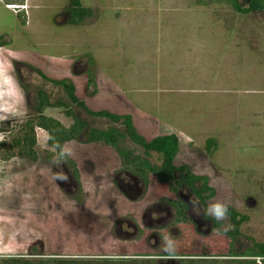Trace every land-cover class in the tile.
<instances>
[{
  "label": "rangeland",
  "instance_id": "rangeland-1",
  "mask_svg": "<svg viewBox=\"0 0 264 264\" xmlns=\"http://www.w3.org/2000/svg\"><path fill=\"white\" fill-rule=\"evenodd\" d=\"M249 1L236 0L243 9ZM80 2L90 15L69 25L67 0H0L4 151L35 115L39 91L51 104H68L63 89L51 82L67 81L91 112L129 116L146 142L174 135V166L205 178L213 195L201 205L186 188L178 191L195 228L174 224L166 213L155 226L141 224L144 207L172 196L149 174L146 192L135 180L137 168L123 165L137 160L159 167L160 156L133 144L122 121L72 107L87 123L78 141L62 149L77 181L65 162L47 160L54 150L43 131L35 134L36 161H0V258L187 264V257L199 260L195 264H262L243 254L264 244V10L239 14L228 3L202 6L195 0ZM44 116L65 128L72 123L63 109L46 108ZM91 130L113 139L115 147L86 142ZM210 139L215 145L206 149ZM114 183L141 187L135 203ZM217 203L246 217L235 239L228 235L229 218L217 220L207 211ZM129 215L135 226H114Z\"/></svg>",
  "mask_w": 264,
  "mask_h": 264
},
{
  "label": "trees",
  "instance_id": "trees-1",
  "mask_svg": "<svg viewBox=\"0 0 264 264\" xmlns=\"http://www.w3.org/2000/svg\"><path fill=\"white\" fill-rule=\"evenodd\" d=\"M68 8L66 13L71 17L69 25H79L88 18L90 11L82 7L80 0H67ZM197 4L207 6L212 3H228L231 8L239 14H250L255 12H262L264 10V0H250L246 7L243 9L236 0H195ZM10 4H7V6ZM22 6V5H20ZM7 8H16L15 6H8ZM23 25L24 22H21ZM42 76V75H40ZM42 78H44L42 76ZM45 79V78H44ZM56 86H59L65 92L68 104L64 102L50 103L47 96L38 92L36 96V104L34 109L35 115L27 119L19 127V136L11 140L7 145L6 151L4 143L0 142V161H8L12 158H19L22 160L36 161V132L43 131L47 135V145L54 150V153L48 155L47 160L50 161L52 156H55L59 161L65 162L72 170L73 178L77 181L78 176L75 171V167L71 161H69L62 152L63 146L69 142L78 141L79 136L87 129V123L75 116L72 111V107L81 109L89 117L105 119L111 123H117L122 121L125 126V133L129 140L140 147L145 154L155 153L161 158V164L159 167H149L144 162L132 161L126 162L123 166H135L137 168V176L143 183H146V175L151 173L155 176L156 180L165 183L170 189L176 193L180 188H186L195 198H197L201 204H204L208 198H211L213 192L207 187L205 178L197 177L193 175L189 169L185 166L176 168L173 161L178 152V140L174 135H168L163 137H156L150 142H146L141 136H139L132 126L131 118L129 116H116L106 111L93 113L86 108L82 101H79L75 97L74 87L67 81H51ZM58 108L64 110V116L71 120V125L68 128L62 126L58 121L44 116V110L46 108ZM88 143L102 142L107 146L113 147L114 140L108 139L103 136L102 132L91 130L89 133ZM213 139L206 142V149L214 146ZM115 147V146H114ZM17 150L14 153V150ZM199 184V188L196 185ZM179 205H176V207ZM178 208V214L183 215L182 209ZM185 210V208H183ZM225 217H228L232 224V231L228 233L231 239H235L239 234V227L246 221V217L239 216L236 212L228 210L225 213ZM257 250H249L243 254L245 258H259L262 264H264V244L255 245ZM29 256V255H28ZM126 260V259H125ZM143 262V263H142ZM141 264H148L146 260H142ZM135 264L134 261H120V259H66L59 257H46L37 258L31 260L24 257H9L0 258V264ZM250 264V263H248Z\"/></svg>",
  "mask_w": 264,
  "mask_h": 264
},
{
  "label": "flooded vegetation",
  "instance_id": "flooded-vegetation-1",
  "mask_svg": "<svg viewBox=\"0 0 264 264\" xmlns=\"http://www.w3.org/2000/svg\"><path fill=\"white\" fill-rule=\"evenodd\" d=\"M149 175H152L155 178V176L153 174L149 173ZM132 176L134 178H136L134 175H132ZM147 176H148V174L146 175V183H143L139 177H138L139 180L137 178L135 179V180H137L138 182L141 183V186L143 187L144 190H146V192L149 191V184H150L148 182V180H147ZM155 180H156V178H155ZM157 182H159V181H157ZM159 183L166 186L165 188H166L168 194L172 196V198L159 196L157 201H154V202L152 201L147 207L143 208L141 213L138 214L139 222L141 224L146 223L147 227L155 226V225L159 224L160 221L161 222L164 221L165 217H163V216H165L164 214L166 213V214H168V216L172 214L173 223L174 224L186 225V223H189V224H192L194 226V228H195L196 226H195V224L193 222L194 218H193V214L191 212L190 206L188 205L187 202H184V200L181 199L182 196L178 192V191L183 190V188L178 189L176 191V193H174L170 189V187L168 185H166L165 183H161V182H159ZM112 185L116 188V190L119 191V193H121V196L124 199H126L130 204L131 203H135L133 198H135L141 191V189H140L141 187H139V186L135 187L136 185H133V186L129 185V186H126L124 188L119 186L117 183H114ZM189 194L194 199H196L199 204H201L200 201L197 198H195L190 192H189ZM204 204H201V205H204ZM176 205H179L177 207H179V209H182L183 215L178 214V208L176 207ZM183 208H185V210ZM153 216L158 217V218L156 219ZM210 220L211 219H209L208 221H210ZM134 223L137 224L135 222L134 216L133 215H129L128 217H125L123 219H121V218L116 219L114 226L118 227L120 225L121 226L122 225H125V226L127 225L128 228H131V226H135ZM169 228H172V227H169ZM196 230L198 232V228H196ZM151 239H152V236L148 238V240H151ZM181 258H183V257H181ZM140 259L143 260V258H140ZM151 259H153V258H151ZM185 259H186L185 261H186L187 264H195L197 261H199V260H196V259L194 260L193 258L187 259V257H185Z\"/></svg>",
  "mask_w": 264,
  "mask_h": 264
},
{
  "label": "clouds",
  "instance_id": "clouds-1",
  "mask_svg": "<svg viewBox=\"0 0 264 264\" xmlns=\"http://www.w3.org/2000/svg\"><path fill=\"white\" fill-rule=\"evenodd\" d=\"M207 211L210 212L215 219L220 220L224 218L227 209L224 205L217 203L210 206ZM170 243L171 242H169V244Z\"/></svg>",
  "mask_w": 264,
  "mask_h": 264
},
{
  "label": "crops",
  "instance_id": "crops-1",
  "mask_svg": "<svg viewBox=\"0 0 264 264\" xmlns=\"http://www.w3.org/2000/svg\"><path fill=\"white\" fill-rule=\"evenodd\" d=\"M5 81L7 80V82H8V84L10 85V81H8V79L5 77V79H4ZM3 86H4V84H3ZM1 89H4V87L3 88H1ZM8 90H10V91H12L13 90V88H12V86L10 85L9 86V89ZM9 91V92H10Z\"/></svg>",
  "mask_w": 264,
  "mask_h": 264
}]
</instances>
